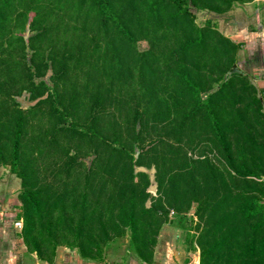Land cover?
<instances>
[{"label": "trees", "instance_id": "16d2710c", "mask_svg": "<svg viewBox=\"0 0 264 264\" xmlns=\"http://www.w3.org/2000/svg\"><path fill=\"white\" fill-rule=\"evenodd\" d=\"M24 2L0 0V166L21 180L28 250L51 263L63 245L102 259L128 232L129 252L150 264L171 211L195 207L186 242L200 264H264L262 91L240 67L242 45L193 12L251 0H80L71 8L94 12L107 42L92 38L93 50L110 70L81 89L72 52L44 44L45 30L25 38L35 29ZM141 39L159 61L132 71L126 53L139 62ZM24 94L35 104L22 107ZM142 166L155 167L157 196Z\"/></svg>", "mask_w": 264, "mask_h": 264}, {"label": "rangeland", "instance_id": "374dc122", "mask_svg": "<svg viewBox=\"0 0 264 264\" xmlns=\"http://www.w3.org/2000/svg\"><path fill=\"white\" fill-rule=\"evenodd\" d=\"M251 1L249 5L243 7L248 8L247 10H252L254 19L249 20L245 17L246 22L255 23L260 21L262 23L264 18V0ZM16 3L18 4L19 1H16ZM24 3L25 6L28 4L32 8V11H29L27 16L30 24L32 20L34 21L32 28L35 29L33 32L30 31V27L27 29L28 31L25 33L27 41L31 35L45 30L42 40L46 41L44 44L49 46L51 43H55L58 49L72 52L74 55L70 64H72V67H76L72 69L71 74L80 83V89L94 75L97 76V80L107 79L110 70L106 67L104 72L101 66L102 59L98 60L99 52H95L92 45V38H94L100 43V50H103L107 42L105 32L100 30L99 25L94 22V12L84 8V6L80 9L71 8L81 3L80 0H26ZM244 4L237 3L230 10L223 13L208 10L197 11L196 9H193V12L196 15V23L199 26L215 25L226 37L242 45L238 52L240 67L253 78L254 84L262 91L264 100V25L261 29L250 30L251 36L249 37L243 36L237 40L233 39L236 38L233 35L235 34L233 29L234 22L238 19L234 18L232 21V16L236 9ZM255 9L258 10L256 11ZM17 10L22 11V8H17ZM74 25L77 26L76 30ZM150 48L149 40L141 39L138 41L135 46V53L139 55V62H132L130 59L132 54L127 51L126 57L129 60L132 71H135L137 67L141 68L145 64L147 58L144 55L148 53ZM121 52V50L117 49L115 57H124L125 55L121 54ZM163 56V53L159 54L160 60L164 59ZM108 58L110 59L111 55ZM94 60H97V62L94 63ZM146 61H148V66L155 64L154 67L156 68L159 60L148 59ZM167 65L163 69L167 70ZM50 74L48 73V76ZM160 87H167V84L160 83V86H152L150 88L151 94H157ZM161 92L164 93V91ZM18 102L24 108H29L35 104V102L29 100L27 94L18 97ZM188 152L193 157L197 158L200 156L197 151L188 150ZM209 156L216 163H219L217 153L210 152ZM10 170V165L0 166V216L6 225H4V264L15 263L14 260H8L7 255L11 252L17 253L19 264H148L139 260L134 251L129 252L131 244L128 232L123 238L116 239L107 246L102 259H85L81 257L77 249L63 245L58 248L56 258L52 263L40 260L36 252L28 250L23 240L24 222L23 218L19 217L22 212L21 201L19 200L21 180ZM153 195L157 196V191ZM151 206L152 201L150 198L149 207ZM194 213L195 207L191 209L186 218L185 216L177 217L174 211H171L170 220L163 225L158 234L154 260L150 264H187L186 259H188L189 264H200V250L197 248L196 251H189L187 249L188 243L186 242L189 237V229L194 232L195 230L193 229H195L198 222ZM191 218H194L192 219L193 221H191ZM191 225L192 227H190ZM28 237L32 238L30 234ZM98 239L101 238H95L94 240ZM9 242H13L14 245H7ZM99 243L102 244V241H99Z\"/></svg>", "mask_w": 264, "mask_h": 264}, {"label": "crops", "instance_id": "0c3cea01", "mask_svg": "<svg viewBox=\"0 0 264 264\" xmlns=\"http://www.w3.org/2000/svg\"><path fill=\"white\" fill-rule=\"evenodd\" d=\"M251 2H246L244 5H241L239 8L236 9V12L232 16L233 17L232 21H233L234 18L238 19V20H235L234 27H233V29L235 31V34H233V35L236 38H233L232 37L233 35L231 36L235 40H237V39H239V38H241L243 36L244 37L251 36L250 35L251 34L250 30L252 31L255 28H256V30L257 29H261L263 27V25H264V18L262 20V23H260V21L255 22V23H251V21L246 22V18L245 17H247L250 20V19L253 18V16H252L253 13H252L251 9L247 10L248 8H244L243 6L249 5V3H251ZM4 225H5V222L2 220V217L0 216V264H4V258H5V252H4V241H5V239H4ZM7 245L12 246V245H14V243L13 242H9V244H7ZM7 257H8L9 261L10 260H14L15 261V263H11V264H19V262H18L19 261V256L17 255V253L14 254L13 252H11V253H9V255H7Z\"/></svg>", "mask_w": 264, "mask_h": 264}, {"label": "water", "instance_id": "95a60500", "mask_svg": "<svg viewBox=\"0 0 264 264\" xmlns=\"http://www.w3.org/2000/svg\"><path fill=\"white\" fill-rule=\"evenodd\" d=\"M258 94L260 95V92ZM137 171H142L150 174L151 185L149 186L148 191L152 194L156 192L158 190V183L156 182L155 179V173H156L155 167L148 169L147 167L142 166L137 168ZM147 206L148 207L150 206V199L147 201Z\"/></svg>", "mask_w": 264, "mask_h": 264}]
</instances>
